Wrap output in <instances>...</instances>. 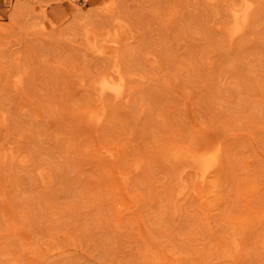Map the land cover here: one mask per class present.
I'll return each instance as SVG.
<instances>
[{"label": "rangeland", "instance_id": "rangeland-1", "mask_svg": "<svg viewBox=\"0 0 264 264\" xmlns=\"http://www.w3.org/2000/svg\"><path fill=\"white\" fill-rule=\"evenodd\" d=\"M0 264H264V0H0Z\"/></svg>", "mask_w": 264, "mask_h": 264}, {"label": "bare ground", "instance_id": "bare-ground-1", "mask_svg": "<svg viewBox=\"0 0 264 264\" xmlns=\"http://www.w3.org/2000/svg\"><path fill=\"white\" fill-rule=\"evenodd\" d=\"M239 14V13H238ZM237 15V14H236ZM234 17V16H233ZM238 17V16H237ZM235 20H237L236 19V17H235ZM238 21V20H237ZM238 24V23H237ZM236 24V25H237ZM235 25V26H236ZM237 27L239 28V26L237 25ZM235 29H236V27H235ZM240 29V28H239ZM238 29V30H239ZM238 30H237V32H238ZM235 31V30H234ZM236 33V31L234 32V34ZM117 85V84H116ZM119 85V84H118ZM122 89V87H119V86H115V85H113L112 83H110V81H108V80H102L100 83H99V87H98V89H99V93L102 95V94H104V93H107V92H111V93H113L114 95H118L121 91V89ZM205 147V146H204ZM205 148H207V147H205ZM203 150V149H202ZM198 151V153L199 152H201L202 153V155H198V153H196L198 156H194V157H191L190 159H188V161H187V159L182 163V161H181V163H180V165H179V163L177 164V166L179 167V169H188V170H196V172L198 173L197 174V176L200 178V181H204L206 178H207V175H208V173L210 172V170L213 168V165H214V163H215V159H214V154H212L211 155V153H210V155H209V152H214V151H211V150H209L208 148H207V150H205V151ZM209 150V151H208ZM219 150V149H218ZM194 151V150H193ZM196 151V152H197ZM204 152V153H203ZM205 152H207V154L205 153ZM191 153H193L194 154V152H191ZM195 155V154H194ZM187 156H189L188 154H187ZM216 165V164H215ZM195 172V171H194ZM181 175H182V173H180ZM198 178V179H199ZM197 179V178H196ZM197 179V180H198ZM202 179V180H201ZM203 183V182H202ZM204 184V183H203Z\"/></svg>", "mask_w": 264, "mask_h": 264}]
</instances>
